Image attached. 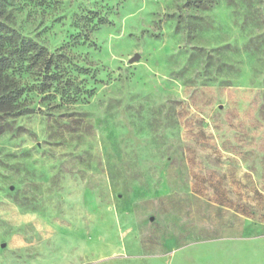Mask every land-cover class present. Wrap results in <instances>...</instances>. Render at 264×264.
<instances>
[{"label":"rangeland","instance_id":"obj_1","mask_svg":"<svg viewBox=\"0 0 264 264\" xmlns=\"http://www.w3.org/2000/svg\"><path fill=\"white\" fill-rule=\"evenodd\" d=\"M18 1L59 73L0 129V264H264V0Z\"/></svg>","mask_w":264,"mask_h":264},{"label":"trees","instance_id":"obj_2","mask_svg":"<svg viewBox=\"0 0 264 264\" xmlns=\"http://www.w3.org/2000/svg\"><path fill=\"white\" fill-rule=\"evenodd\" d=\"M32 5L18 0H0V129L33 112L30 95L37 87L34 84L37 77L42 80L38 92L43 93L47 91L46 81L59 73L52 70L54 61H59L55 52H50L27 33L22 18L15 14L25 8L31 12ZM30 16L25 22L31 20Z\"/></svg>","mask_w":264,"mask_h":264},{"label":"water","instance_id":"obj_3","mask_svg":"<svg viewBox=\"0 0 264 264\" xmlns=\"http://www.w3.org/2000/svg\"><path fill=\"white\" fill-rule=\"evenodd\" d=\"M139 58H140V54L137 53V54H135V56H133L132 58H130V62L137 61Z\"/></svg>","mask_w":264,"mask_h":264},{"label":"crops","instance_id":"obj_4","mask_svg":"<svg viewBox=\"0 0 264 264\" xmlns=\"http://www.w3.org/2000/svg\"><path fill=\"white\" fill-rule=\"evenodd\" d=\"M138 205L136 204L135 207H137Z\"/></svg>","mask_w":264,"mask_h":264}]
</instances>
